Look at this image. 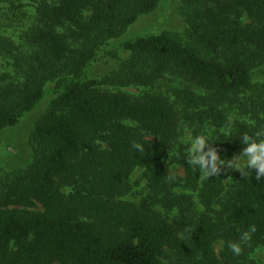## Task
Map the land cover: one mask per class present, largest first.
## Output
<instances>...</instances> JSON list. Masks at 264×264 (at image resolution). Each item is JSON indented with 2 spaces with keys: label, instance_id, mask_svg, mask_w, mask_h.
Wrapping results in <instances>:
<instances>
[{
  "label": "trees",
  "instance_id": "1",
  "mask_svg": "<svg viewBox=\"0 0 264 264\" xmlns=\"http://www.w3.org/2000/svg\"><path fill=\"white\" fill-rule=\"evenodd\" d=\"M211 1L195 14L187 42L166 31L125 35L160 0L41 3L31 35L37 52L30 61L16 60L22 81L0 90V132L51 96L32 131V163L0 200V264H172L169 252L187 264H245L264 247V182L254 170L248 177L232 170L202 180L184 161L185 115L220 128L225 102L248 97L253 130L264 126L258 116L264 110V0ZM108 50L120 56L103 79L98 61ZM167 75L184 84L174 101L100 89L104 83L150 87ZM233 139L241 144L238 137L227 141ZM133 142L146 151L136 152ZM170 154L184 170L171 172L175 179L169 178ZM138 168L150 195L124 201ZM158 205L177 209V216L168 218ZM252 224L257 232L243 255L234 257L226 246L216 254L217 239L236 240Z\"/></svg>",
  "mask_w": 264,
  "mask_h": 264
},
{
  "label": "rangeland",
  "instance_id": "2",
  "mask_svg": "<svg viewBox=\"0 0 264 264\" xmlns=\"http://www.w3.org/2000/svg\"><path fill=\"white\" fill-rule=\"evenodd\" d=\"M58 1L0 0V90L10 83L16 84L22 81L16 60L30 61L37 52V48L32 44L31 35L39 25V7L42 2L53 6L57 5ZM213 5L214 3L211 0H199L194 4L182 0H160L159 6L151 13L140 16L125 35H149L166 31L183 42L190 41V25L196 20L195 14L204 10L206 6ZM90 15L91 11H86L85 17L88 18ZM242 22L248 24L251 20L243 17ZM61 32L68 33L66 31ZM118 56L120 55L115 50H108L104 53L98 61L99 69L97 71L100 73L98 75L104 79L106 75L111 74L113 66L118 61ZM183 85V82L177 77L167 75L150 87L120 86L104 83L100 86V89L109 92L127 93L135 97L157 93L165 95L174 101L176 100V90L182 88ZM50 99V93L47 92L38 106L26 114L18 125L0 132V200L10 183L17 176L22 175L32 163L35 154V146L31 141L32 131L48 111ZM249 101L248 97L231 98L226 101L224 104L225 118L228 115H233L242 129L253 130L256 120ZM185 111L183 110V113ZM258 116L264 121V110L259 112ZM193 117V114H191V117L185 115V118H182L180 126L182 134L186 129L194 133L207 132L212 134L215 139H219L214 146L219 149L221 158L231 159L233 156L241 154L245 145L234 144L235 139L228 142L227 140L229 139L217 135L221 127L218 128L210 122L201 123ZM183 146H186V144H183ZM171 155L167 157L168 171L172 170V173L184 175V170L181 166L171 163ZM233 171L236 172L235 170ZM231 186L233 188V184ZM130 188L129 193L122 198L124 201L139 203L150 195L144 169L138 168L132 173ZM63 191L66 194L70 193L68 188H64ZM175 193L179 196L183 191L178 190ZM193 197L197 203V198L194 195ZM155 209L168 218H175L178 214L177 209L169 211L160 205L156 206ZM216 241L215 251L220 256L222 249L217 248ZM166 262L187 264L182 262L181 257L174 252H169ZM245 264H264V247H260L249 254Z\"/></svg>",
  "mask_w": 264,
  "mask_h": 264
},
{
  "label": "clouds",
  "instance_id": "3",
  "mask_svg": "<svg viewBox=\"0 0 264 264\" xmlns=\"http://www.w3.org/2000/svg\"><path fill=\"white\" fill-rule=\"evenodd\" d=\"M218 133L217 135L226 139L238 137L240 143L245 145L241 154L231 159L221 158L219 149L214 146L219 139H215L207 132L194 133L186 129L180 137L181 143L186 144L185 164L195 172L198 171L202 180L220 177L222 172L232 170L239 171L243 176L248 177V173L253 174L254 170L256 180L264 182V126L245 130L240 127L233 115H228ZM131 147L139 153L145 152L147 148L142 142H133ZM171 171L169 178L175 179ZM256 232V225H249L246 230L239 232L236 240L218 239L217 248L223 249L226 246L234 257H239L243 255L245 248L250 246Z\"/></svg>",
  "mask_w": 264,
  "mask_h": 264
}]
</instances>
